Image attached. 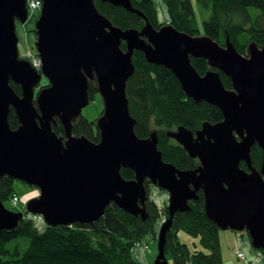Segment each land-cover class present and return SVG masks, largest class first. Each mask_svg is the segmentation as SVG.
Segmentation results:
<instances>
[{"label":"water","instance_id":"water-1","mask_svg":"<svg viewBox=\"0 0 264 264\" xmlns=\"http://www.w3.org/2000/svg\"><path fill=\"white\" fill-rule=\"evenodd\" d=\"M101 1L139 15L145 26H116L95 0H43L34 30L38 71L19 52L17 22L28 21V0H0V177L37 187L40 196L25 210L50 226L93 224L112 204L145 221L149 180L170 195L154 264H169L166 244L174 217L190 211L202 191L206 215L219 231H245L252 247L264 252V47L252 42L244 56L229 40L220 45L171 24L155 29L131 0ZM135 51L171 70L187 97L222 112V122L205 123L195 136L185 127L168 134L200 161L197 169L164 161L157 132L147 139L136 134L127 95ZM192 58L205 59L211 70L200 75ZM43 78L48 84L41 86ZM91 82H97L104 102L95 121L99 142L73 130L92 101ZM12 109L19 120L15 130L9 124ZM56 118L62 136L53 130ZM255 146L262 151L260 169L252 160ZM123 169L135 171L133 180L123 177ZM23 218L0 201V230L16 229Z\"/></svg>","mask_w":264,"mask_h":264},{"label":"trees","instance_id":"trees-1","mask_svg":"<svg viewBox=\"0 0 264 264\" xmlns=\"http://www.w3.org/2000/svg\"><path fill=\"white\" fill-rule=\"evenodd\" d=\"M165 1L169 7L171 24L181 32L193 36L206 35L220 45H225L229 40L244 56H247L249 44L252 42L264 47V0ZM195 2L206 15L202 34L195 29L197 19ZM95 3L103 15L124 30L128 28L139 30L143 25L141 17L137 14L103 3L101 0H95ZM132 4L143 12L154 27L158 28L152 0H132ZM33 34L36 37L35 31ZM243 34L247 35L248 44L241 43L240 37ZM22 57L24 58V55ZM134 57L136 71L127 83V95L131 114L137 120L136 134L140 138H148L151 133L157 131L159 149L163 152L164 161L183 170L195 169L198 160L188 157L185 149L168 138L166 132L174 131L180 125L195 131L205 120L219 123L223 120L221 111L210 103L197 104L192 98L187 97L178 79L165 66L149 64L144 54L139 51ZM36 58L39 59L38 56ZM192 64L200 75H205L210 69L205 59L192 58ZM219 73L225 87L232 89L231 79L224 73ZM45 82L47 83V80ZM11 85L20 95L19 86L13 82ZM97 91L96 82H91L92 101L98 94ZM9 124L14 130L19 127V120L13 109L9 115ZM53 130L58 136L64 135V128L59 119L57 125H53ZM73 130L76 136H85L94 142L100 140L95 122L85 118L81 117L75 122ZM252 160L254 166L260 169L262 151L258 146L252 150ZM241 166L246 169L245 163L242 162ZM121 173L126 179L134 178L133 171L129 169H123ZM13 181L8 176L0 177V201L5 206L8 202L14 206L12 200L18 197L14 192ZM149 183L151 182L147 181L148 194ZM199 196L198 200L190 202V211L177 213L174 217V224L167 235L166 244V257L169 254L174 256V263L168 259L169 264L224 263L220 231L206 215L202 191L199 192ZM168 204L162 209L150 198L146 204L149 218L145 221L112 204L106 208L105 215L95 223L72 226L36 223L32 218L33 214L22 209L20 212L24 213V218L16 229L0 230V264H146L138 260L137 253L141 257L148 247L149 239L157 236L159 225L168 218ZM181 229L199 238L203 250L193 252L190 245L180 243L175 231ZM235 233L241 232L235 231ZM246 235L250 238L248 233ZM15 239L24 242H18L13 249H10L8 245ZM234 249L237 255L246 250L238 247ZM249 251L254 257L262 252L253 247ZM256 262L257 260L253 259L248 264H256Z\"/></svg>","mask_w":264,"mask_h":264},{"label":"rangeland","instance_id":"rangeland-1","mask_svg":"<svg viewBox=\"0 0 264 264\" xmlns=\"http://www.w3.org/2000/svg\"><path fill=\"white\" fill-rule=\"evenodd\" d=\"M152 2L154 4V8L156 10V16H157V20H158L159 26L157 28V27H154L152 23H151V25L155 29H159V28H161V27H163L165 25L171 24V22H172L171 15H170L169 7H168V4L166 3V1L165 0H152ZM194 6H195L196 17H197L195 29H196L197 32L202 34L203 31H204V19H205L206 15H205V12L202 11L201 8L198 7L197 2L194 3ZM35 11L36 10L30 12V17H29V19H28V21L26 23H22L20 21L17 22V34H18V37H19V52H20L21 55H24V59L25 60L28 59L27 56H28V52L29 51L31 52L33 57L37 56V50L35 48L36 37L33 34V30H35V24H36V20H37ZM37 15H39V14H37ZM240 41H241L242 44H248L247 35H245V34L241 35ZM123 42H122V46L121 47H122L123 51H126V47H123ZM136 52L137 51H135V53ZM139 52H141V51H139ZM135 53H134V56H135ZM134 56H133V60H134V64H135V57ZM247 56H248V53H247ZM149 64H151V63H149ZM152 65H154V64H152ZM209 70H211V69H209ZM135 71H136V65H135ZM45 80H47V79L43 78V80H42V83H44V85L48 84V80H47V83L45 82ZM96 86H97V82H96ZM38 91L36 90V94L38 93ZM103 110H104V102L102 100L101 95L98 92V94L95 95V99L93 101H91L89 106L86 107L83 110V113H82L81 117L89 120L90 122H95L99 117L102 116ZM57 119L58 118H56V120ZM135 121L137 123L136 118H135ZM205 123H210V124H213V125L217 124V123H212L210 121H206L205 120V121H203L201 123L200 127L198 129H196L195 131L188 129L185 125H180L177 128H175L174 131H167L166 132V136L168 138L173 139L174 141H176L174 138L169 137L168 134L177 132L180 127H185L186 129L192 131V133L195 136L196 133L202 129V127H203V125ZM155 132H157V131H155ZM157 134H158V132H157ZM151 135H152V133H151ZM145 139H147V138H145ZM188 157H190L189 154H188ZM191 159H194V158H191ZM196 160H198V159H196ZM197 168H195V169H197ZM195 169H191V170H195ZM133 173H135V171ZM147 181H149V180H147ZM147 181H146V185H147ZM148 185H150L148 187L149 188V196H150V198L152 200H154L163 209L164 205L168 204L169 197H170L169 193L167 191H164L163 189L155 186L153 183H149ZM13 188H14V192L18 195V197L20 199V203H19L18 206L14 207V206L11 205L10 202H8L6 206H7V208H9L11 210H14L15 212H20L22 209H25L26 208V204H27L28 201H30L31 199H34V198H38L40 196V191H39V189L37 187L29 186L26 183H24L22 181H19V180H14L13 181ZM34 221L36 223H42L44 221V219H43V221H37V220H34ZM39 225H42V224H39ZM160 226L161 225H159V227ZM173 231H174V229H173ZM219 233H220L221 248H222V252H223V259H224V263L223 264H244V263L248 264L247 260L249 259V254H248V252H246V250L243 251L244 253L243 252H239L238 255L235 252V249H234L235 237L233 236L235 231L228 230V231H220ZM175 234H177V240L180 243H182V244L186 243V244H188V246L190 245L191 251L195 252V251H202L203 250V245L201 244L199 238H196V237L192 236L191 234H189L188 232H186L183 229H181L179 231L178 230L175 231ZM227 235H232V236H227ZM18 242H20V239L19 240L15 239L13 242H11L8 245V247L10 249H13ZM21 242H24V241L21 240ZM145 250L146 251L143 252L145 254L144 258H143V261H141L139 255L137 253L138 260L143 262V263L154 264V261L156 260V257L158 255V237L157 236L156 237L153 236V237H151L149 239L148 247H146ZM137 252H138V249H137ZM261 254L262 253L259 252V254H257V257H259V258L262 257ZM146 256H149V261H151V263L149 261H147V257ZM167 257H168L167 259H169V261L171 263H174V259H173L174 256L172 254H169ZM256 264H258V263H256Z\"/></svg>","mask_w":264,"mask_h":264},{"label":"crops","instance_id":"crops-1","mask_svg":"<svg viewBox=\"0 0 264 264\" xmlns=\"http://www.w3.org/2000/svg\"><path fill=\"white\" fill-rule=\"evenodd\" d=\"M28 2H29V0H28ZM31 11V10H30ZM37 11V10H36ZM36 11H35V13H36ZM40 12H41V10H39V15H40ZM39 15L37 16V18L36 19H38V17H39ZM37 21V20H36ZM163 22V21H162ZM34 31V30H33ZM227 236H232V235H227ZM233 236L235 237V246H234V248L235 247H238V248H240V249H246V250H248L247 252H248V254H249V259L247 260V262L249 263V261H251V260H253V259H256L257 260V262L256 263H258V264H264V252L262 251V252H260V253H262L261 254V256L262 257H257L256 255V257H254V255H253V253L251 252L250 253V249H252V244H251V240H250V238H248V236L246 235V232L244 233V232H241V233H234L233 234ZM147 257V261H149V256H146ZM143 258H144V256H143V253H142V255H141V257H140V259H141V261H143ZM150 263H151V261H149ZM147 264V263H146ZM149 264V263H148ZM245 264V263H244Z\"/></svg>","mask_w":264,"mask_h":264},{"label":"built area","instance_id":"built-area-1","mask_svg":"<svg viewBox=\"0 0 264 264\" xmlns=\"http://www.w3.org/2000/svg\"><path fill=\"white\" fill-rule=\"evenodd\" d=\"M28 6L31 11L39 10L42 7V1L41 0H31L28 2ZM27 57L36 68H39L41 66V59L39 57H38L39 59H37L36 57H33L30 52L28 53ZM19 202H20V199L17 196L14 197L12 200V204L14 206H17ZM32 217L34 220H37V221H43L44 219L41 215H32Z\"/></svg>","mask_w":264,"mask_h":264},{"label":"flooded vegetation","instance_id":"flooded-vegetation-1","mask_svg":"<svg viewBox=\"0 0 264 264\" xmlns=\"http://www.w3.org/2000/svg\"><path fill=\"white\" fill-rule=\"evenodd\" d=\"M40 10V9H39ZM39 10H37L36 11V17L38 16L37 14H39ZM30 10H29V17H30ZM141 19H142V21H143V25H142V27H140V29L139 30H141L144 26H145V23H146V21H145V19H143L142 17H141ZM149 20V19H148ZM160 29V28H159ZM123 44H125V47H126V43L125 42H123ZM41 86H44V85H41ZM37 91L39 90V87L36 89ZM39 92V91H38ZM200 161L198 160V162L196 163V168L197 167H199L200 166ZM185 170H191V169H185ZM150 186V185H149ZM169 193V192H168Z\"/></svg>","mask_w":264,"mask_h":264},{"label":"clouds","instance_id":"clouds-1","mask_svg":"<svg viewBox=\"0 0 264 264\" xmlns=\"http://www.w3.org/2000/svg\"><path fill=\"white\" fill-rule=\"evenodd\" d=\"M41 1H42V0H41ZM42 4H43V1H42ZM41 8H42V7H41ZM28 9H29V6H28ZM29 10H30V9H29ZM40 10H41V9H40ZM29 52H30V51H29ZM29 52H28V53H29ZM30 53H31V52H30ZM37 56H38V55H37ZM38 57H39V56H38ZM21 58H23L22 55H21ZM39 58H40V57H39ZM23 59H24V58H23ZM27 60H29V59H27ZM29 62H31V61L29 60ZM40 69H41V66H40L39 68H37L38 71H40ZM148 195H149V194H148ZM149 199H150V196H149Z\"/></svg>","mask_w":264,"mask_h":264},{"label":"bare ground","instance_id":"bare-ground-1","mask_svg":"<svg viewBox=\"0 0 264 264\" xmlns=\"http://www.w3.org/2000/svg\"><path fill=\"white\" fill-rule=\"evenodd\" d=\"M42 85H44V83H42Z\"/></svg>","mask_w":264,"mask_h":264}]
</instances>
